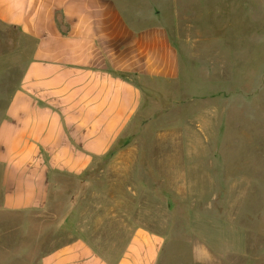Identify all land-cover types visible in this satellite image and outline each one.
I'll return each mask as SVG.
<instances>
[{"label":"crops","instance_id":"crops-1","mask_svg":"<svg viewBox=\"0 0 264 264\" xmlns=\"http://www.w3.org/2000/svg\"><path fill=\"white\" fill-rule=\"evenodd\" d=\"M114 3L0 0V21L17 28L31 48L30 60L0 121L3 211L46 208L53 177L82 175L129 129L150 121L154 111L149 106L154 105L151 99L170 100L179 94L173 91L181 90L178 81L183 75V56L168 26L157 23L155 13L140 11L134 17H142L143 25H131L116 12ZM251 73L254 78L228 71V82L242 80L243 85L230 82L227 90L217 80L218 88L209 96L221 105L213 108H225L248 96L257 100L264 92V67ZM197 96L205 97V93ZM204 109H196L200 129L210 124ZM204 117L208 124L202 123ZM135 141L132 138L128 144ZM157 141L197 146L195 152L187 149L158 154L154 163L148 159L146 168V176L196 177V199L182 202L187 226L175 223L161 230L137 225L116 258L105 256L89 240L77 237L43 255L41 264H166L165 234L171 227L188 233L195 259L202 264H223L221 257L229 258V264H264V234L258 247L247 245L243 238L222 242L216 233L229 206L225 200L217 203L212 188L204 193L198 185L202 161L210 160L199 148L203 139ZM246 163L253 174L247 182L262 195L264 166L253 157ZM145 189L156 191L149 185ZM217 214L224 215L219 219Z\"/></svg>","mask_w":264,"mask_h":264},{"label":"rangeland","instance_id":"rangeland-1","mask_svg":"<svg viewBox=\"0 0 264 264\" xmlns=\"http://www.w3.org/2000/svg\"><path fill=\"white\" fill-rule=\"evenodd\" d=\"M112 1L131 25H143L142 17L140 21L134 17L140 11L155 13V21L168 26L183 56L178 81L182 92L173 91L180 95L170 100L151 99L150 121L129 129L82 175L53 177L46 208L10 212L0 208V264H41L43 255L77 237L116 258L137 225L161 230L175 223L186 227L182 202L196 199V177L146 176V168L148 159L154 163L158 154L195 152L197 146L160 144L157 140L163 138L203 139L199 148L210 160L202 161L198 185L204 193L212 188L217 203L225 200L229 206L223 219L217 214L221 219L217 235L222 242L243 238L247 245L259 247L264 193L247 182L253 174L246 162L253 157L264 166V92L257 100L248 96L225 108H213L221 102L209 95L218 88L217 80L226 90L233 82L243 85L242 80L228 82V71L254 78L251 72L264 67V0ZM30 50L17 28L0 21V121L30 60ZM202 93L205 97L197 96ZM196 109L207 112V127L197 128ZM204 121L205 117L202 123L208 124ZM132 138L136 143L128 144ZM148 185L156 191L148 192ZM165 235L166 264H202L195 259L188 233L171 227ZM221 259L229 264V258Z\"/></svg>","mask_w":264,"mask_h":264}]
</instances>
